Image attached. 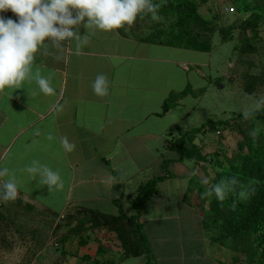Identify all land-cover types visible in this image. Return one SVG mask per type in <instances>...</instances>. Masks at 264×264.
<instances>
[{"label":"crops","instance_id":"crops-1","mask_svg":"<svg viewBox=\"0 0 264 264\" xmlns=\"http://www.w3.org/2000/svg\"><path fill=\"white\" fill-rule=\"evenodd\" d=\"M0 15L15 19L10 10ZM76 31L78 41L45 43L33 78L0 92V168L9 170L0 186L12 176L29 203L79 216L55 264H225L191 203L195 161L168 146L197 128L180 126L185 103L197 96L191 70L174 52H207L122 28L104 32L81 23ZM37 73L50 79L55 95L39 92ZM98 74L109 84L103 97L91 87ZM177 109H186L178 120ZM65 139L75 146L71 152ZM34 160L58 171L63 188L49 190L29 174ZM157 177L155 194L134 209L138 187Z\"/></svg>","mask_w":264,"mask_h":264},{"label":"rangeland","instance_id":"rangeland-1","mask_svg":"<svg viewBox=\"0 0 264 264\" xmlns=\"http://www.w3.org/2000/svg\"><path fill=\"white\" fill-rule=\"evenodd\" d=\"M153 3L160 6L158 21L146 14L122 29L146 40L208 48L207 53L174 52L191 70L189 82L197 99L185 103L187 116L186 109H177L173 117L178 120L184 115L180 126L185 130L199 127L206 119L221 122L197 141L204 159L192 164L191 203L225 264H264V216L251 229L233 234L234 223L253 201L257 180L231 183L227 190L235 204L229 208L209 194L219 174L229 172L230 165L248 152L249 144H264V121L245 117L264 106V0ZM188 5L194 7V18L188 17ZM225 7L233 12L226 13ZM253 14L259 17L254 20L255 30L244 29L243 22ZM260 182L264 186V179ZM233 207L239 213L234 214ZM75 221L78 215L49 214L19 195L14 201L0 202V264H55L70 233L68 227Z\"/></svg>","mask_w":264,"mask_h":264},{"label":"clouds","instance_id":"clouds-1","mask_svg":"<svg viewBox=\"0 0 264 264\" xmlns=\"http://www.w3.org/2000/svg\"><path fill=\"white\" fill-rule=\"evenodd\" d=\"M159 7L153 0H0V13L10 10L15 15V19L0 15V92L19 88L33 78L35 55L45 43L62 47L65 41L80 40L76 26L81 23L85 28L110 32L131 26L146 14L158 21ZM34 79L40 93L55 95L48 77L37 73ZM91 87L95 95L106 96L109 91L107 77L98 74ZM256 107H260V102ZM63 147L71 152L75 146L65 139ZM26 171L34 177L39 176L49 190L63 188L60 173L39 161H32ZM8 173L7 168H0V177ZM211 193L223 199L225 190L215 185L209 189ZM17 195L18 185L14 177L9 176L0 186V202L14 201Z\"/></svg>","mask_w":264,"mask_h":264},{"label":"trees","instance_id":"trees-1","mask_svg":"<svg viewBox=\"0 0 264 264\" xmlns=\"http://www.w3.org/2000/svg\"><path fill=\"white\" fill-rule=\"evenodd\" d=\"M185 8L189 12L188 17L194 18V7L192 5H188L187 7L185 6ZM258 18V15L253 14L252 17L246 19L243 22L244 29L248 28L251 31H254L256 27L254 20H257ZM166 44L176 45L200 52H207L208 49L198 43ZM168 106L169 105L167 104L166 108ZM249 116H254L256 119L264 121V106L255 110L253 113L245 115V117ZM219 124H221L220 121L208 119L201 126L193 129L190 135H183L174 142H170L168 146L171 150L176 151L182 158H190L195 162L203 161L204 157L200 154L198 148L194 145L186 146V140H188V143H190L194 134L207 132L210 129L217 127V125ZM217 131L219 132V130H216V132ZM230 168L231 169L229 172H221L213 184V186L221 185L224 188V198L218 199L216 195L212 193L219 202L228 206V208L232 207L235 204L232 202L230 194L227 190L231 183L234 182L244 184L251 180H257V182L254 183L255 190L252 195L253 201L251 202V205L248 207V210L243 217L239 216L238 223H234L233 225V234L239 235L240 233L245 232L246 230L251 229L253 226H255L259 222V219L264 216V186L260 182L264 179V144H249L248 152L241 156L237 161L232 163L230 165ZM159 180V177L153 178L138 187L137 194L131 201L134 209H139L142 203L149 200L151 196L155 194L157 183L159 182ZM237 210V207H233L232 212L234 214H237L239 213V210Z\"/></svg>","mask_w":264,"mask_h":264},{"label":"built area","instance_id":"built-area-1","mask_svg":"<svg viewBox=\"0 0 264 264\" xmlns=\"http://www.w3.org/2000/svg\"><path fill=\"white\" fill-rule=\"evenodd\" d=\"M224 11L226 12V13H232L233 12V8H229V7H225V9H224ZM217 134H219V132L217 131Z\"/></svg>","mask_w":264,"mask_h":264}]
</instances>
